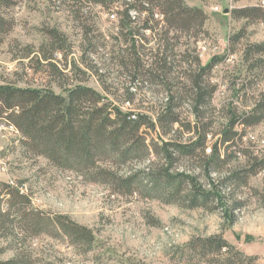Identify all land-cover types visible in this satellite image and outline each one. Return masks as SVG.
I'll return each mask as SVG.
<instances>
[{
	"label": "rangeland",
	"instance_id": "1",
	"mask_svg": "<svg viewBox=\"0 0 264 264\" xmlns=\"http://www.w3.org/2000/svg\"><path fill=\"white\" fill-rule=\"evenodd\" d=\"M229 1L184 0L186 5L202 9L208 20L198 42L188 37L172 42L175 52H186L190 61L198 56L203 66L214 58L220 60L207 77L209 86L216 90L204 114V123L210 124L206 152L197 159L180 158L173 171L197 175L206 188L209 172L198 166L204 164L203 159L220 141L230 104L242 111L251 110L264 93V73L253 77L244 61L248 47L264 45V20H237L232 13L243 8L264 12V0H233V9L225 13ZM118 7L116 4L108 11L87 0H18L1 9L7 33H0V86L51 89L62 96L77 86L87 87L124 112L131 110L155 119L167 96L163 87L137 83L132 107L124 108L125 92L131 84L117 62L127 32L121 31ZM216 7L222 10L216 12ZM140 25L139 22L134 27ZM52 30L62 33L65 43L63 51L47 61L46 56H51L55 48ZM177 112L182 120L178 132L164 136L160 128L146 130L148 144L162 146L170 139L190 143L193 133L186 126L196 123L192 110L184 102ZM6 125L0 120L2 210L8 211L14 203L15 212H35L51 222L59 217L69 219L92 230L95 243L91 251L84 253L54 226L44 232L23 233L15 215L8 233L0 232V261L19 258L27 264H184L174 256L176 247L186 245L193 237L222 233L240 251L258 257V263L264 264V169L245 174L252 167L248 156L264 159V121L246 128L238 126L244 138L239 150H231L232 157L219 172H210V177L222 184L220 190L227 195L226 207L230 213L232 209L234 224L224 217L226 208L213 209L215 203L208 209H191L148 198L143 191L118 194L108 185L91 183L73 172L60 170L47 159L27 153L20 133ZM220 150L224 154L222 147ZM146 165L126 167L120 173ZM233 173L243 178L240 186L237 179L236 184L226 186L225 178ZM7 191H19L26 201H10ZM235 204L240 205L238 209H233Z\"/></svg>",
	"mask_w": 264,
	"mask_h": 264
},
{
	"label": "trees",
	"instance_id": "2",
	"mask_svg": "<svg viewBox=\"0 0 264 264\" xmlns=\"http://www.w3.org/2000/svg\"><path fill=\"white\" fill-rule=\"evenodd\" d=\"M17 1L0 0V10L15 5ZM87 1L108 11L116 4L119 6L120 28L122 32H127L123 35L124 46L117 62L131 84L125 92L127 100L124 108L132 107L137 83L163 87L167 96L156 112L155 119L131 110L124 112L111 100L87 87L77 86L62 96L51 89L1 85L0 120L20 133L27 153L47 159L60 170L73 172L91 183L108 185L118 194L132 195L143 191L148 198L183 204L191 209H208L209 204L215 203L213 209L226 208L224 217L228 218L230 224H234L232 209L230 213L226 207L227 195L220 190L222 184L211 178L210 172H219L232 157L231 150H239L244 138L237 131L238 126L246 128L264 121V93L258 96L251 110L242 111L238 106L230 104L220 141L214 146L212 154L203 159L204 164L198 166L205 167L209 172L208 188L195 174L187 171L173 172L180 158L197 159L206 152L210 124L204 123V114L211 106L216 90V87L209 86L207 77L220 60L214 58L203 66L198 56L190 61L186 52H175L176 45L172 42H179L182 37L194 38L198 42L204 34L207 15L200 8L186 5L184 0ZM232 13L237 20H264L262 9H235ZM139 22L140 27H134ZM0 33H7L1 18ZM50 37L55 48L51 56H46L47 61L63 51L65 43L64 35L58 30H52ZM152 43L153 46L149 47ZM244 61L253 77H260L259 74L264 73V45L248 47ZM49 66L54 68V64ZM184 102L196 120L195 124L189 123L186 126L187 131L193 133L190 143L170 139L164 141L162 146L155 142L148 144L144 135L146 130L156 131L160 128L164 136L178 132L182 120L177 109ZM248 163L252 167L245 171L246 175L264 169V159L258 156H248ZM137 164L148 165L120 173L123 168ZM239 177L237 173L229 174L225 178L226 186L228 183L236 184L235 179L238 180L237 186H240L244 180ZM7 194L10 201L16 199L21 204L26 201V197L21 196L19 191ZM1 197L0 191V232L9 231L8 226L16 215L15 219L19 220L23 233L29 230L44 232L54 226L55 230L84 253L93 249L95 236L89 228L66 218L59 217L51 222L35 212H15L14 203L11 209L4 212ZM239 206L235 204L233 209ZM174 256L184 264H259L258 257L240 251L222 233L193 237L186 245L176 247ZM0 264L27 263L18 258L0 261Z\"/></svg>",
	"mask_w": 264,
	"mask_h": 264
},
{
	"label": "built area",
	"instance_id": "3",
	"mask_svg": "<svg viewBox=\"0 0 264 264\" xmlns=\"http://www.w3.org/2000/svg\"><path fill=\"white\" fill-rule=\"evenodd\" d=\"M232 1H233V0H230V1H229V8H228V10H227L228 13L231 12V10L233 9V4H232L233 2H232ZM221 10H222V9H221L220 7H216V8H214V11H216V12H219V11H221Z\"/></svg>",
	"mask_w": 264,
	"mask_h": 264
},
{
	"label": "water",
	"instance_id": "4",
	"mask_svg": "<svg viewBox=\"0 0 264 264\" xmlns=\"http://www.w3.org/2000/svg\"><path fill=\"white\" fill-rule=\"evenodd\" d=\"M225 13H228V11L226 10Z\"/></svg>",
	"mask_w": 264,
	"mask_h": 264
}]
</instances>
